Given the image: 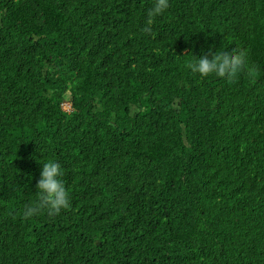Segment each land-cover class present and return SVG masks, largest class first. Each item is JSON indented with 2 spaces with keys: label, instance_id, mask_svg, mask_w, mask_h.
Listing matches in <instances>:
<instances>
[{
  "label": "trees",
  "instance_id": "trees-1",
  "mask_svg": "<svg viewBox=\"0 0 264 264\" xmlns=\"http://www.w3.org/2000/svg\"><path fill=\"white\" fill-rule=\"evenodd\" d=\"M151 2L0 0V264H264V0ZM43 156L69 203L24 217Z\"/></svg>",
  "mask_w": 264,
  "mask_h": 264
},
{
  "label": "clouds",
  "instance_id": "clouds-1",
  "mask_svg": "<svg viewBox=\"0 0 264 264\" xmlns=\"http://www.w3.org/2000/svg\"><path fill=\"white\" fill-rule=\"evenodd\" d=\"M168 7V0H152L145 11V31L153 19ZM1 23V21H0ZM246 62V54L242 50H221L206 52L199 56L191 54L189 68L193 73L206 77L210 74L226 78H234L239 74ZM42 151V150H41ZM40 165L39 178L36 180L35 199L25 205L22 215L31 217L42 209L55 214L66 208L69 203L68 192L61 179L62 173L58 163L53 159L36 158Z\"/></svg>",
  "mask_w": 264,
  "mask_h": 264
},
{
  "label": "rangeland",
  "instance_id": "rangeland-1",
  "mask_svg": "<svg viewBox=\"0 0 264 264\" xmlns=\"http://www.w3.org/2000/svg\"><path fill=\"white\" fill-rule=\"evenodd\" d=\"M63 107H64L65 109H69V108H70V103H69L68 101L64 102V103H63Z\"/></svg>",
  "mask_w": 264,
  "mask_h": 264
}]
</instances>
